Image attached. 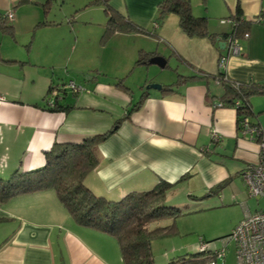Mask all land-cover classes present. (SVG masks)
Wrapping results in <instances>:
<instances>
[{"label":"crops","instance_id":"1","mask_svg":"<svg viewBox=\"0 0 264 264\" xmlns=\"http://www.w3.org/2000/svg\"><path fill=\"white\" fill-rule=\"evenodd\" d=\"M160 1H156L157 5ZM44 2L0 0V13L13 10L10 23L14 28V40L24 24L36 30L56 25L54 20L47 18ZM190 2L194 15L206 17L207 30L215 34L214 38L187 35L173 12L146 26L124 15L146 28L148 33L140 32L147 35L144 36L133 31L114 32L116 47L112 48L110 57L118 54L122 58L125 70L122 72L125 73H115L111 78L114 84L122 78L123 85L128 88L123 90L115 84L117 87L110 91V103L115 105L113 111L97 110L91 102H83V96L76 101L68 99L65 86L71 81L77 85L68 75L69 79L61 77L57 82L50 77L46 89H39L32 97H26L22 91H3L0 177L6 178L17 168L22 171L37 169L44 165V153L54 142H79L107 131L119 118L117 128L97 144L98 163L83 178L85 186L97 196L118 200L129 192L148 190L161 180L173 183L168 189L171 191H176L186 181L189 191L202 186L208 195L209 189L226 176L238 173L241 177L245 166L257 161L258 143L249 134L240 133L234 108L213 105L223 91L219 80L213 76L219 72L218 57L226 53L218 37L231 31L230 24L219 19L234 16L238 8L243 20L250 22L247 36L237 38L239 54L227 56L223 71L236 80L262 83L264 0ZM260 13L261 21H255ZM43 19L51 24L37 25ZM36 30L33 41L27 44L29 51L39 33ZM45 47L47 50V45ZM139 52L163 55L166 65L135 64ZM9 60L20 65L22 61L27 62L15 57ZM53 60L43 56L32 64L45 67ZM136 66L143 67L144 84L160 83L161 88L140 86V95L133 101L124 78ZM87 74H81L82 78L91 80L95 76ZM179 75L182 79L175 83ZM162 85H172V89L163 90ZM50 86L65 89V93L59 91V96L54 98L60 103L72 104L71 108H47L43 96ZM72 93L77 95L78 92L73 90ZM140 98V105L131 109ZM127 109L131 110L124 117ZM213 132L218 134L217 141L212 138ZM233 155L231 159L238 161L236 164L229 162ZM0 264L124 263L115 235L78 223L58 199L55 189L42 187L18 192L0 201Z\"/></svg>","mask_w":264,"mask_h":264},{"label":"rangeland","instance_id":"2","mask_svg":"<svg viewBox=\"0 0 264 264\" xmlns=\"http://www.w3.org/2000/svg\"><path fill=\"white\" fill-rule=\"evenodd\" d=\"M156 1L109 0L108 2L119 13L128 16L141 26H146L158 16L159 7ZM104 8L99 0H51L47 6V18L54 20L56 25L40 27L36 30L32 25L24 24L16 33V40L4 34V30L0 27L1 96L5 97L3 91L10 90L19 93L22 91L26 97H32L39 92V89H46L50 77L57 82L61 77L65 78L68 75L80 87L77 95H74L73 90L66 85L68 99L76 101L79 96H83V102H91L97 110L103 108L106 111H113L115 105L110 103L112 97L110 91L116 85L111 76L119 72L125 73L122 72L125 70L122 68V58L118 54L110 57L112 48L116 47V41L114 32L106 35L104 33L107 20ZM35 30L39 33L29 51L27 44L31 39L33 41ZM133 32L147 36L137 31ZM33 56L35 60L43 56L50 57L54 62L45 67L32 64V62L36 63ZM12 57L27 62L22 61L21 66L19 62L9 60ZM141 70H143L142 66H136L124 78V84L131 89L133 101L140 95V86H144V89L146 86ZM81 74L95 76L89 80L82 78ZM104 85L109 87V90L104 89ZM120 88L125 90V86ZM250 99L253 112L247 118L258 122L260 128H264V94L255 93ZM233 157L234 155L229 157V162H238L231 159ZM218 184L219 186H214V191L208 195L205 194L206 191H203L202 186L192 192L189 191L186 181H183L176 191L168 190L165 193L163 203L178 207L180 212L174 217L164 214L149 223V228L170 226L172 223L175 225V230L172 228L169 233L151 239L150 247L154 264H166L171 259L197 252L200 237L206 241L208 249L223 252V256L215 260L216 264H237L235 243L229 234L244 214L246 216L264 210V195H249L238 173L226 176ZM189 192L192 194L189 195ZM193 195L197 198H193Z\"/></svg>","mask_w":264,"mask_h":264},{"label":"trees","instance_id":"3","mask_svg":"<svg viewBox=\"0 0 264 264\" xmlns=\"http://www.w3.org/2000/svg\"><path fill=\"white\" fill-rule=\"evenodd\" d=\"M99 1L102 2L107 14L104 26L105 35L115 31L148 33L146 28L134 24L114 9L109 4V0ZM50 2L51 0H45L43 3L45 13H48L47 6ZM158 7L159 13L155 21L162 20L167 13L173 12L178 16L179 25L187 35L215 37L214 33H209L207 30L206 17L193 14L190 0H161L158 2ZM226 18L236 22L230 25L231 31L228 35L237 38L247 36L250 22L243 20L238 8L234 16ZM12 19L13 16L8 18L6 12L0 13V27L4 30V34L15 38L13 25L10 23ZM47 24H51V22L44 19L37 23V25ZM151 54L153 55L152 52H139L135 64L148 62L147 56ZM213 77L219 79L223 89L222 95L217 101L221 103V106L234 108L239 129V121L253 112L251 96L255 93L264 94V82L236 80L223 71L218 72ZM181 79L179 75L175 83L181 81ZM122 81V78H119L115 81V84L124 86ZM162 86L163 90L172 89V85ZM127 88L125 86V89ZM64 90L62 86H50L47 89L43 97L48 103L47 108L49 110L71 108L72 104L60 103L59 100L54 98L59 96V91L65 93ZM53 91H55L54 94ZM140 102L141 98L134 103L131 109L138 107ZM131 109H127L124 117L128 116ZM120 119H116L107 131L87 136L79 142H54L44 153V165L37 169L22 171L17 168L8 177H0V201L18 192L53 187L58 199L75 221L83 225L99 227L117 237L124 264H154L150 247L151 239L169 233L172 228L175 230V225L172 223L170 226H156L154 228H149L148 225L152 220L164 214H170L174 217L180 212L178 207L163 203L165 193L173 183L161 180L148 190L132 191L118 200H109L97 196L83 183L84 176L92 171L98 163L97 144L117 128ZM250 122L260 126L258 122ZM218 186L219 184L215 187ZM213 191V188L209 189V193ZM193 198L197 197L193 195ZM199 239L206 242L202 237ZM213 251L211 249L198 250L189 256L171 259L166 264H206L215 259Z\"/></svg>","mask_w":264,"mask_h":264},{"label":"built area","instance_id":"4","mask_svg":"<svg viewBox=\"0 0 264 264\" xmlns=\"http://www.w3.org/2000/svg\"><path fill=\"white\" fill-rule=\"evenodd\" d=\"M6 16L12 18V10H8ZM261 19L262 14L260 13L258 17L255 18V21ZM221 21L228 22L230 25L236 23L230 18H223ZM237 41V37L232 35H228L226 38V53L221 54L218 57L219 72L223 71L227 56L239 54L240 46ZM68 86L74 91H77L80 88L72 81L68 83ZM54 92L55 91L52 93L54 94ZM3 99L4 98L0 95V102H2ZM213 105L221 106V103L217 101ZM239 131L243 136L249 134L250 138L257 140L258 143L257 161L245 166L241 172L244 185L249 195H264V128L251 124L249 119L244 116L239 121ZM212 138L217 141L219 139L218 134L213 132ZM229 237L233 239L235 243V257L237 264H264V210H258L244 216L234 226ZM198 249L200 251L207 250V243L199 239ZM213 252L215 259L206 264H215L217 257L223 256L222 251L214 250Z\"/></svg>","mask_w":264,"mask_h":264},{"label":"water","instance_id":"5","mask_svg":"<svg viewBox=\"0 0 264 264\" xmlns=\"http://www.w3.org/2000/svg\"><path fill=\"white\" fill-rule=\"evenodd\" d=\"M228 34L229 33H225L218 37L221 39L219 43L223 44L222 48L226 47V37H228ZM147 61L151 64H156L159 67H164L166 65V57H164L163 55L156 54V53L151 55ZM149 88L160 89L161 84L155 83V82L148 83L146 84L145 89H149Z\"/></svg>","mask_w":264,"mask_h":264}]
</instances>
